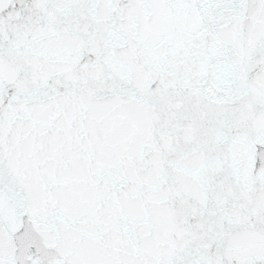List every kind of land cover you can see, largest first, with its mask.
Returning <instances> with one entry per match:
<instances>
[{
  "label": "snow or ice",
  "instance_id": "6c2138e0",
  "mask_svg": "<svg viewBox=\"0 0 264 264\" xmlns=\"http://www.w3.org/2000/svg\"><path fill=\"white\" fill-rule=\"evenodd\" d=\"M0 264H264V0H0Z\"/></svg>",
  "mask_w": 264,
  "mask_h": 264
}]
</instances>
